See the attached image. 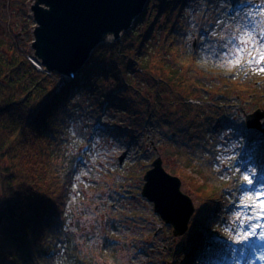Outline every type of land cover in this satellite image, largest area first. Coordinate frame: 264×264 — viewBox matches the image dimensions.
Segmentation results:
<instances>
[{
  "label": "trees",
  "instance_id": "16d2710c",
  "mask_svg": "<svg viewBox=\"0 0 264 264\" xmlns=\"http://www.w3.org/2000/svg\"><path fill=\"white\" fill-rule=\"evenodd\" d=\"M27 1L0 0V17L6 22L13 9L20 7V12L25 7L28 16ZM160 1L157 15H152L144 31L131 29L122 37L121 43L101 44L70 79L38 69L28 59L30 52L22 46L18 35L27 33L30 41L29 28L33 22L25 27L22 18L16 33H12L8 23L5 35L0 34V264H93L92 257L86 256L82 249L88 234L84 232L82 221L85 208L68 206L69 200L73 199L70 196L76 191L72 182L77 164L91 147L105 150L113 140L127 145L135 134L139 136L145 129L154 133L155 144H173L178 151L189 148L190 143L186 140L168 136L163 126L170 125L169 119L172 120L175 113L162 112L158 104L181 105V111L185 112L177 121L181 125L187 119V131L194 129L191 124L195 126L198 120L189 123L190 117L186 114L198 106L192 102L200 99L188 95L196 91L208 95L207 99L215 105L238 104L242 97L245 105L256 100L252 107L264 109V104L258 105L264 92V85L258 78L264 76V72H259L255 65L245 73L237 70L227 77L218 76L224 81L218 89L215 88L211 77L195 65L198 45L195 47L186 39L190 21L184 20L182 11H179L180 18L169 30L167 12L170 13L171 3ZM171 1L174 8L178 6L175 5L178 0ZM149 11L151 3L140 16L141 21L151 16ZM159 24L163 26L162 30L161 26L157 27ZM176 28L187 31L180 34ZM157 41H161V47L171 55V62L165 61L161 55L155 56L152 48ZM154 68L158 69L157 73ZM137 70L143 75L138 80L142 86L138 87L132 84ZM153 88L154 92L151 91ZM142 89H146L148 95ZM212 91L214 93L210 94ZM166 92L175 98L167 100ZM186 100L189 102L185 103ZM119 114L127 115L126 127ZM203 122L208 126L211 120ZM98 127L100 130L96 133ZM178 128L176 125L174 130ZM250 133L256 134V131ZM207 138L215 140L209 135ZM211 141L202 142L201 149H214L208 158L212 168L211 159H214L217 148ZM262 143L264 146V138ZM213 172L216 171L213 169ZM219 183L223 180L216 182L214 187ZM232 185L229 183L225 187V195ZM237 186L239 188V182ZM76 192L85 198L86 191ZM197 209L200 211L191 218L188 235L178 238L180 245L173 252L189 248L197 235L204 232L207 235L205 229L209 235L214 232L208 223L215 227L217 217L214 221L212 216L203 217L206 205L200 204ZM99 223V231L91 227V232L101 234L99 249L107 248L111 256L115 252L113 244L117 243L110 242L113 238L110 232L117 228L115 219L103 215Z\"/></svg>",
  "mask_w": 264,
  "mask_h": 264
},
{
  "label": "rangeland",
  "instance_id": "374dc122",
  "mask_svg": "<svg viewBox=\"0 0 264 264\" xmlns=\"http://www.w3.org/2000/svg\"><path fill=\"white\" fill-rule=\"evenodd\" d=\"M165 2L171 3L170 13L167 12L168 19H170L169 30L173 29L175 22L180 18L179 11H182L184 20L190 21L186 39L193 46L198 45L195 65L198 70L211 77L215 88L218 89L220 87L218 85L224 81L218 76L227 77L237 70L245 73L250 71V67L253 68L257 65L254 61L252 64L249 61L252 56L258 58L256 51L258 45L240 52L232 44V40L235 39L239 43V36L249 31V28L245 27L247 21L244 18V14L248 12L253 13L252 18L256 21V34L259 35L264 31V0H251V7H244L248 5L246 0H178L175 4L178 6L175 8L173 1L165 0ZM148 3H151V11H149L151 16L147 17L145 21H141L139 18L131 29L144 31L150 23L152 15L156 13L157 6L161 5L160 0H149ZM23 8L22 13L19 11L21 7L13 9L9 20L6 18V22L0 17L1 35H5L8 23L12 27V33H16L22 18L25 27L31 25L32 20L29 15H26L25 7ZM160 26V24L157 25V27ZM162 28L163 26H161V30ZM156 30L160 34V31ZM175 31H180L182 34L187 30L182 31V29L176 28ZM18 37L22 46L29 49L28 34L22 33ZM122 37L113 41L112 44L121 43ZM152 50L156 54L155 56L161 55L165 61L171 62V55L161 47V41L155 42ZM249 52L252 53V56L248 54ZM257 66L264 67V62ZM138 71L133 74L132 78V84L136 87L142 86L141 80L139 82L138 80L143 78V75ZM153 71L157 73L158 69L154 68ZM215 78L218 79V82ZM258 79L263 86L264 76ZM178 89L180 90V88ZM142 90L148 95L146 89ZM151 91L154 92V88ZM213 93V91L210 92V94ZM164 95L167 100L175 98L170 92H166ZM188 95L200 99V101L194 99L192 103H197L198 106L191 108L190 114L186 113L190 117L189 123L198 119L195 120L197 122L195 126L191 124L194 129L190 131L185 128L188 125L186 117V121L183 120L181 125H178L177 120L185 112V110L181 111L183 109L181 105L174 104L169 107L165 102H162V106L158 104V108L162 112L175 113L171 116L172 120L169 119L170 125L163 126V128L167 131L168 136L189 142L190 147L186 150L178 151L173 144L165 142L159 145L155 144L154 133L150 129H145L144 133L139 136L135 134V137L127 145L119 144L118 141L113 140L109 148L105 150H95L93 146L89 151L87 150L83 159L84 164L81 165L78 162V170L73 175L72 184L76 191H86V196L81 198L75 191L74 194L72 193L73 196H70L73 199L69 200L68 206L71 208L73 205H78L85 208L86 213L83 215L82 221L84 232L88 234L82 249L86 256L92 257L93 264H247L246 260L239 257L238 252L233 251V249L243 246L233 243V237L248 224L246 219L249 214L248 210L241 205L240 201L245 195H251L253 198L251 201H244V204L251 205L256 201L258 192L264 194V146L262 143L264 132L254 128L248 129L246 124V115L261 108L254 109L252 107L256 100L245 105V99L242 97L238 104L215 105L207 99L208 95L205 96L199 91ZM261 97L263 100H260L258 105L264 104V92ZM215 98L216 96L213 99ZM187 102L189 101L186 100L185 103ZM262 111L264 112V109ZM119 116L126 127L128 124L126 123L127 115L119 114ZM207 119L211 120L208 126L206 122H203ZM261 121L262 127H264V116ZM176 125L179 127L178 130H174ZM167 127L173 131L167 130ZM159 128H161L160 125ZM99 130L98 127L95 132L97 133ZM122 130L126 131L124 128ZM251 130L256 131V134L250 133ZM208 135L215 140H209ZM251 137L255 138L251 139ZM168 138L170 139V137ZM94 141L98 142L96 139ZM206 141H211L217 148L214 159H211L212 168L216 172H213L208 164V158H211L214 149L212 147L209 148V151L201 149L202 142L207 143ZM253 150L256 151L251 154L250 151ZM123 154L124 158L120 163L119 157ZM158 156L161 157L165 170L180 178L182 192L187 194L195 205L193 216L197 214V211H200L197 206L203 204L207 206L206 212H202L205 219L212 216V221H214V217H217L215 222L218 224H215V227H210V223H208L209 228H214V232L209 235L205 229L207 235L205 232L202 235H197L189 248L183 252L175 253L173 251L180 245L178 238L185 236L189 228L183 235L176 236L173 233V227L166 225L154 213L153 204L141 194L144 174ZM119 168L124 170L121 171ZM251 173H255V175L253 176ZM245 174L253 179L252 186L241 187L246 184L243 181ZM222 180L223 183H219V186L216 184L214 187L216 182ZM120 181L123 183L122 187H120ZM238 182L239 188H237ZM229 183L233 185L231 189L226 190L228 193L225 195L224 189L229 186ZM91 197L94 198L88 201V198ZM111 209L115 211L111 213ZM237 211L240 212L239 217L236 216ZM103 215L115 219L117 225V228L110 232L113 237L110 242H117L115 245L113 244L115 252L111 256L107 253V248H105L106 250L99 249L101 234L97 231L91 232V227H95L99 231L101 228L99 222ZM241 219L245 220L243 226L240 223ZM260 222L264 223V221ZM251 259L252 264H264V261Z\"/></svg>",
  "mask_w": 264,
  "mask_h": 264
},
{
  "label": "water",
  "instance_id": "95a60500",
  "mask_svg": "<svg viewBox=\"0 0 264 264\" xmlns=\"http://www.w3.org/2000/svg\"><path fill=\"white\" fill-rule=\"evenodd\" d=\"M149 0H28L30 59L43 71L72 78L101 44H111L131 30ZM262 109L246 115L248 129L264 132ZM124 154L119 157L120 163ZM141 194L176 236L183 235L195 213L181 180L167 172L160 156L145 172Z\"/></svg>",
  "mask_w": 264,
  "mask_h": 264
},
{
  "label": "snow or ice",
  "instance_id": "6c2138e0",
  "mask_svg": "<svg viewBox=\"0 0 264 264\" xmlns=\"http://www.w3.org/2000/svg\"><path fill=\"white\" fill-rule=\"evenodd\" d=\"M246 3L251 7V0H246ZM253 13L248 12L244 14V18L247 21L245 27L249 28V31L244 32L243 35L239 36V43L234 39L232 44L235 45L236 49L240 52H243L246 48H251L254 45H258L256 51L258 53V58L252 56V53L248 54L252 56V59L249 61L250 64L255 62V64L260 65L264 62V31L260 32L259 35L256 34V21L252 18ZM246 38V39H245ZM259 72H264V67L257 69ZM255 175V173H251ZM243 181L246 184L241 185V187H248L253 185V179H250L248 174L243 175ZM253 198L251 195H245L243 200L240 201L241 205L248 210V216L246 217L248 224L246 228H241L235 236L233 237V243L237 245H243L238 249H233L234 252L239 253L241 259L246 260L247 264H252V259L264 261V194L258 192L256 201L251 205L244 204L245 200L251 201ZM236 216H240V212L237 211ZM241 225L245 224V220H240ZM242 233V234H241Z\"/></svg>",
  "mask_w": 264,
  "mask_h": 264
},
{
  "label": "bare ground",
  "instance_id": "6f19581e",
  "mask_svg": "<svg viewBox=\"0 0 264 264\" xmlns=\"http://www.w3.org/2000/svg\"><path fill=\"white\" fill-rule=\"evenodd\" d=\"M251 259V258H250Z\"/></svg>",
  "mask_w": 264,
  "mask_h": 264
}]
</instances>
